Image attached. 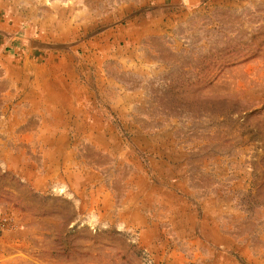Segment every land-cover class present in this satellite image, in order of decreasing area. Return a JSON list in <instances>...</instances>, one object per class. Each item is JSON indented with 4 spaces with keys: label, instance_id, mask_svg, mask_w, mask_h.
Masks as SVG:
<instances>
[{
    "label": "rangeland",
    "instance_id": "rangeland-1",
    "mask_svg": "<svg viewBox=\"0 0 264 264\" xmlns=\"http://www.w3.org/2000/svg\"><path fill=\"white\" fill-rule=\"evenodd\" d=\"M0 264H264V0H0Z\"/></svg>",
    "mask_w": 264,
    "mask_h": 264
}]
</instances>
